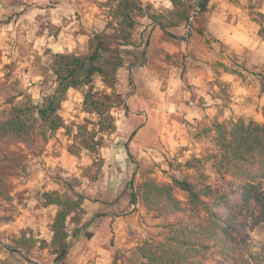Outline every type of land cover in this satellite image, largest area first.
<instances>
[{"label":"rangeland","instance_id":"374dc122","mask_svg":"<svg viewBox=\"0 0 264 264\" xmlns=\"http://www.w3.org/2000/svg\"><path fill=\"white\" fill-rule=\"evenodd\" d=\"M142 1L157 11L172 8L170 0ZM106 2L0 0L1 118L16 104L41 103L52 91L55 77L47 71V52H87L90 38L110 20ZM251 5L264 12V0H210V11L203 19L205 36L191 31L189 23L170 29L186 40L166 34L150 18L141 17L134 46H130L137 57L130 55L118 71L117 90L124 104L113 109L117 129L105 135L97 152L82 148L76 137L85 118L96 120L94 114L83 111V94L76 89L68 92L60 110L65 127L48 140L36 138L26 144L0 139V156L21 157L17 173L6 179L11 198L0 195V264H121L129 248L160 240L166 232L162 217L147 212L140 200L131 201L132 191L142 180L171 183L172 176L179 174L200 185L196 167L187 165L200 158L210 182L223 184L212 166L218 154L215 124L230 125L240 117L264 123V60L255 64L248 48L233 49L216 41L210 21L216 12H223L225 22L241 23L245 29L252 21ZM54 43L62 51H55ZM223 64L237 70L230 73L232 81L223 78L229 73ZM94 84L103 88L100 78ZM183 85L194 102L188 101L184 115ZM54 190L85 197L82 217L77 221L73 211L67 220L70 247L59 260L50 247L58 206H45L42 196ZM174 192L183 214L195 218L186 193L177 187ZM22 232L36 240L29 258L10 249L12 238ZM42 239L47 243L43 245ZM252 240L256 246L264 243V225L252 232ZM220 258L212 250L204 264H220Z\"/></svg>","mask_w":264,"mask_h":264},{"label":"trees","instance_id":"16d2710c","mask_svg":"<svg viewBox=\"0 0 264 264\" xmlns=\"http://www.w3.org/2000/svg\"><path fill=\"white\" fill-rule=\"evenodd\" d=\"M170 1L172 8L157 11L153 4H144L142 0H107L110 20L105 29L93 34L85 53L47 52L50 56L47 71L55 77L54 88L41 103L16 104L7 117H0V139H14L26 144L36 138L42 142L48 140L58 129L65 127L60 110L72 88L82 91L83 111L96 116V120L85 118L78 126L76 137L82 148L90 153L97 152L105 143V135L117 129L113 109L124 104V96L117 90L118 71L130 55L137 57L130 46H134L139 19L148 17L166 34L178 38L182 36H176L170 29L188 24L198 7L190 24L191 31L205 36L203 19L210 11V0H198L197 4L194 0ZM249 9L250 18L259 24L258 33L264 40V12L254 10L252 5ZM223 65L226 72L238 73ZM97 78L103 88L95 87ZM129 83L134 86L132 77ZM215 128L218 154L212 166L223 184L210 182L200 158L187 162L196 167L200 185L179 174L172 176L171 183L142 180L132 191L131 201L137 203L140 200L147 212L162 217L166 232L160 240H147L129 248V254L121 264H204L212 250L221 256L220 264L229 261L231 264H264V243L256 246L252 240V232L264 225V123L240 117L230 125L216 122ZM127 150L132 157L128 146ZM20 159L16 154L0 156V195L7 199L11 195L6 179L17 173ZM67 184L73 186L70 181ZM175 187L186 193L191 209L196 211L195 218L183 214ZM71 193L73 195L54 190L42 194L45 206H58L50 243L55 260L68 252V218L77 211L78 221L84 213V195ZM12 242V251H21L29 258L36 240L22 232L13 237ZM41 243L44 245L47 241L42 239Z\"/></svg>","mask_w":264,"mask_h":264},{"label":"crops","instance_id":"0c3cea01","mask_svg":"<svg viewBox=\"0 0 264 264\" xmlns=\"http://www.w3.org/2000/svg\"><path fill=\"white\" fill-rule=\"evenodd\" d=\"M168 7L170 6L168 5ZM225 19H226V15L223 12H216L215 15L212 17L210 21V27L215 37L219 39L221 42L230 45L231 48L233 49H237L241 47L248 48L251 51V55H250V58L252 59L251 62L255 64L260 63L259 61H261L262 59L264 60V41H262L258 33L259 25L253 21H249V23H247V26L252 28L253 30L250 33L248 27H244L243 25L242 27H244L245 29L240 28L241 23L238 24H234L232 22L229 23V22H225ZM233 29H236L237 32L233 31ZM183 37L185 36L183 35ZM57 46H58L57 43L51 44V47L56 48L55 51H62ZM223 78L227 79L228 81H232L234 79L232 74L230 73H225V75H223ZM72 90L73 89L71 88L69 92ZM189 94L190 93L187 91V86L183 85V115L188 112L187 111V107L189 104L188 101L194 104V102H192V99L189 97ZM103 212L108 213L110 211H103Z\"/></svg>","mask_w":264,"mask_h":264},{"label":"water","instance_id":"95a60500","mask_svg":"<svg viewBox=\"0 0 264 264\" xmlns=\"http://www.w3.org/2000/svg\"><path fill=\"white\" fill-rule=\"evenodd\" d=\"M198 11H199V8H198V7L195 8L193 14L191 15V18H192V17H193ZM190 24H191V20H190V22H189L188 25L190 26ZM69 247H70V241L68 242L67 250H69ZM19 253L22 254L21 251H19Z\"/></svg>","mask_w":264,"mask_h":264}]
</instances>
